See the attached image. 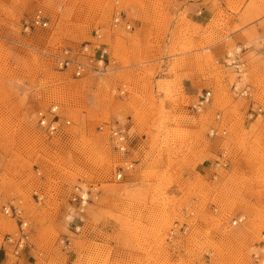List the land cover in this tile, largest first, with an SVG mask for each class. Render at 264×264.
Returning a JSON list of instances; mask_svg holds the SVG:
<instances>
[{"label":"rangeland","instance_id":"1","mask_svg":"<svg viewBox=\"0 0 264 264\" xmlns=\"http://www.w3.org/2000/svg\"><path fill=\"white\" fill-rule=\"evenodd\" d=\"M38 8L48 25L24 30ZM116 14L131 29L113 27ZM96 32L102 72L56 67L52 53ZM220 42L239 51L250 97L231 89ZM184 78L202 90L187 96ZM205 89L211 100L194 110ZM51 104L69 120L53 136L33 117ZM253 104L262 111L249 118ZM118 123L125 155L109 140ZM76 185L88 191L82 213ZM21 219L16 259L7 238ZM263 251L264 0H0V264H264Z\"/></svg>","mask_w":264,"mask_h":264},{"label":"built area","instance_id":"2","mask_svg":"<svg viewBox=\"0 0 264 264\" xmlns=\"http://www.w3.org/2000/svg\"><path fill=\"white\" fill-rule=\"evenodd\" d=\"M113 27L122 25L125 29H131V24L125 17L121 14H116L113 17ZM48 25V19L41 9H36L26 20L24 30H29L34 26L46 27ZM101 35L96 32V39L93 41L86 42L85 44L78 47L63 48L57 53H52L56 67L59 70H69L73 76L82 77L89 71H95L97 73L103 71L105 62H108V52L107 45L99 41ZM238 50L231 55L230 53H225L222 58V63L225 66L233 68L234 72L237 74V81L231 85V89L243 97L251 96V87L248 84L243 86L240 85L241 74L244 71V61L238 55ZM212 93L211 90L205 89L204 92L199 95L197 103L193 106L194 110H199L205 104H208L211 100ZM254 105V104H253ZM262 111L260 105H254L248 109L247 115L249 118L253 117L254 114H259ZM59 106L57 104H51L45 110H38L33 114L36 121V125L41 129L46 135L53 136L58 134L62 129V126L69 124V120L65 119L59 113ZM216 119H219V114L216 115ZM103 127L100 126L101 130ZM226 130L222 129L221 133H225ZM218 130L216 127H210L209 136L217 135ZM109 140L112 144L114 150L119 154H127L130 148V136L128 132V127L125 124H113L109 126ZM220 162L217 161V165ZM224 165V163H223ZM122 173L120 170L115 171V179H120ZM70 201L76 205L80 213L83 212L85 206L89 202L88 191L85 190L81 185H76L74 191L70 197ZM3 210L5 214L14 216H19V210L10 205H4ZM241 218H235L232 220V225H236L240 222ZM177 224H175L176 226ZM27 222L20 220L19 227L15 237L9 235L7 238L9 242H12V256L17 258L21 257L22 251L27 243L28 235L26 231ZM78 227V226H77ZM76 227V229H78ZM171 235L174 233L170 231ZM264 252V251H263ZM10 264H16V261ZM208 264V263H205Z\"/></svg>","mask_w":264,"mask_h":264},{"label":"crops","instance_id":"3","mask_svg":"<svg viewBox=\"0 0 264 264\" xmlns=\"http://www.w3.org/2000/svg\"><path fill=\"white\" fill-rule=\"evenodd\" d=\"M190 10H191V12H190L191 16L194 18V19L192 18V21L196 24H201L203 26L204 21H206L205 20L206 18L197 16L198 14L201 13L200 10L195 11V12L194 11L192 12L193 8H191ZM204 12H205V9H204ZM203 14H205V13H203ZM211 49L214 50L219 55L218 59H221L225 53L224 52L225 46L221 42L216 43L214 45V47H212ZM204 82L205 81L199 82V81L195 80L194 78L192 80L188 79V78H184L182 80V87H183V90L187 96H196L198 94V92L202 90V85Z\"/></svg>","mask_w":264,"mask_h":264}]
</instances>
